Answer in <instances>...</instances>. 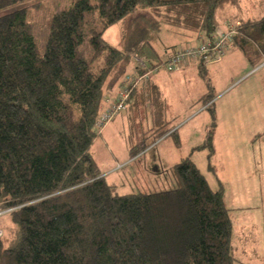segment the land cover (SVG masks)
Instances as JSON below:
<instances>
[{
	"label": "trees",
	"instance_id": "1",
	"mask_svg": "<svg viewBox=\"0 0 264 264\" xmlns=\"http://www.w3.org/2000/svg\"><path fill=\"white\" fill-rule=\"evenodd\" d=\"M29 1L0 0V216L7 218L0 222V264H235L224 185L217 179L213 190L189 156L171 166L168 190L118 195L117 185L105 181L91 147L99 116L114 102L101 111L106 81L123 54L103 33L136 10L150 11L197 44L238 22L219 61L239 49L256 68L264 61V16L221 19L234 0H76L52 16L40 53L25 22ZM202 61L192 62L207 87L198 105L212 123L192 154L206 150L212 171L215 95ZM164 63L137 65L139 81L117 116L139 85L146 88L149 77L140 76ZM143 93L132 109L149 103L163 129V103L154 90ZM163 137L180 145L174 125L154 141ZM147 147L141 143L129 156Z\"/></svg>",
	"mask_w": 264,
	"mask_h": 264
},
{
	"label": "rangeland",
	"instance_id": "2",
	"mask_svg": "<svg viewBox=\"0 0 264 264\" xmlns=\"http://www.w3.org/2000/svg\"><path fill=\"white\" fill-rule=\"evenodd\" d=\"M75 1L31 0L26 3L29 8L25 22L35 47L40 53L44 49L52 16L69 8ZM89 1L91 3L96 2V0ZM225 11V15H222L221 19L238 20L241 23L243 20L246 22L254 21L264 16V0H234L225 7ZM149 12L148 10H139L131 17H127L105 30L106 33L103 35L105 41H108L110 44L107 43L110 46L123 54L118 68H121L120 70L124 73L131 69L133 61L136 66L146 64L150 67L158 64L161 60H164L165 53L172 49L170 46L171 37L168 36L171 32L166 30V28L171 30L172 27L163 25L158 19L152 17ZM85 46L87 45L84 43L81 48ZM153 72H157V70H153ZM205 74L217 86L216 92L224 85H230L232 81H234L232 85L237 86L241 80L249 77L245 69L236 64L232 66L214 65ZM131 76L132 74L128 75V77ZM186 76L188 77L187 89H189L187 96L193 95V97H196L201 93L202 78L193 73ZM197 78L201 82L198 81V87ZM216 92L214 95H216ZM184 97L185 94L179 95L173 91L168 93L167 103L164 107L165 117L167 118L163 120V123H167L163 129L175 126L180 120L179 117L174 118V116L179 115L184 110L193 111L196 114L200 113L201 106L198 105L193 108L188 99L185 100ZM191 98L192 96L189 97V99ZM214 99H216V96ZM152 115L154 114L150 111L149 103L145 102L143 107H140L136 112L134 110L129 111L124 114V118L120 121L116 119L110 125L111 129L108 133L105 134L104 131L101 135H98L91 147L93 158L103 173L105 181L108 184L117 185L118 195L137 192L152 193L170 189L172 187L169 173L170 165L180 162L189 153L190 145L188 143L184 141L182 147L177 149L170 137L157 146L165 137L154 141L155 135L163 129L157 130L161 123L156 124ZM203 118L204 114L197 115L187 127L191 132L193 131L191 140L200 141V144L203 143L206 137L202 138L200 136L201 129L199 125ZM141 143L147 144V150L143 154L131 158L128 155L129 149L137 147ZM147 151L148 153H146ZM231 153L235 154L236 152ZM240 153L238 152V154ZM200 169L201 173H204L209 179L210 187L215 188L216 183L207 174L205 168ZM247 169L251 170V168ZM261 171H264V169L262 168ZM232 178H236V174L233 173ZM231 185L233 191L225 198V204L229 209H233L230 212V217L233 228L232 247L234 248L235 264H264V223L255 222L252 212L242 211L243 208L253 207L255 201L260 206L264 217V175L253 184L248 183L249 186L255 185V187H258L254 199L251 196L252 193H249L248 197L239 196L242 193H236V187L241 186L239 183L232 182ZM6 220L5 215L0 216V222Z\"/></svg>",
	"mask_w": 264,
	"mask_h": 264
},
{
	"label": "crops",
	"instance_id": "3",
	"mask_svg": "<svg viewBox=\"0 0 264 264\" xmlns=\"http://www.w3.org/2000/svg\"><path fill=\"white\" fill-rule=\"evenodd\" d=\"M137 11L139 10H136L128 17H131ZM149 13L152 15V17H154L151 12ZM166 30L171 32L168 34V36L171 37L170 46L172 49L169 52L165 51L166 56L164 57V60H161V62L166 61L175 48L189 44H197V39L193 36L174 32L168 28H166ZM105 33L106 31L103 33V35ZM218 64L229 66L236 64L241 66L245 69V72L247 75H249V77L241 80L237 86L232 85L234 82L232 81L230 85H224V87L218 89L217 92L215 91L217 86H215V84L211 82L210 78H208L213 90V94L216 92V99H214L213 104L215 112L213 145L215 152L210 159L212 171H210L208 166L206 150L196 151L192 154V149L201 144L199 143L200 141L191 140L193 131L191 132L189 128H187L193 118H195L197 115L204 114L203 121L199 125L201 129L200 136L204 138L207 134L208 128L212 123L211 116L207 110L201 108L200 113L198 114L194 113L193 111L188 112L184 110L183 112H180L179 115L174 116V118L179 117L180 120L174 126L175 129H177L180 145L177 147L174 142L173 145L177 149L182 147L184 141L190 145V149L188 151L189 153L186 157L189 156L191 158L192 162L200 172V168H205V170L208 172L207 174H209L216 183L215 188L211 187L213 190L217 188L218 179L224 185V197L226 198L233 191L231 183H239L241 186L236 187V193H242L239 196L244 197H248L250 195L249 193H252L251 196L254 199L256 197L258 187H255V185L249 186L248 183L253 184L254 182L258 181V178L264 175V171H261L262 168L264 169V61L256 68H252L246 57L239 49H232L221 61L206 66L205 72L209 71V68L212 66ZM120 69L121 68L117 67L115 70L117 72L112 73L106 81L105 100L107 101L105 102L104 100L101 111L105 110L108 104L116 99L119 91L122 90V82L124 78L131 74L134 75L137 70V66L133 61V65L128 72L126 71V73H124V71L122 72ZM189 73H193L200 77L199 68L196 63L189 62L179 72H169L168 70H165V68H159L157 69V72L151 73L146 83V88L142 89L143 83L139 85L140 87L137 86L138 89L131 95L128 109L125 112L120 113V115H118L113 121L104 126L100 131V135L104 131L105 134H107L109 129H111L110 125L116 119L120 121L122 118H124L125 113L134 110L132 108H135L136 105L143 102V91H145L149 97L150 92H153L154 90L158 94L159 100L163 103L164 107L165 103H167L166 100L170 91H173L179 95L185 94L184 99H188V102L191 104V106H193V108L198 106V100L207 93V87L205 81L201 79V93L196 97L189 95V97L192 96V98L189 99L187 96L189 90L187 89L188 77L186 76ZM198 81L200 82V80L197 78V87L199 86ZM232 94L234 95L232 96ZM150 111H152V108H150ZM165 113L166 112L164 111L162 115V121L164 119L166 120L167 118L165 117ZM166 123L167 122L164 124ZM182 129L184 130L182 131ZM166 139L168 138L162 139V141H160L157 146L161 145ZM231 152L236 153L232 154ZM238 152L241 153L238 154ZM146 153H148V151ZM176 163L171 164L169 170L171 166ZM247 168H251V170ZM255 168L257 169L255 170ZM233 173L234 175L236 174V178L231 179ZM202 174L205 176L204 173ZM205 178L210 186L209 179L206 176ZM242 211H248L249 213L252 212L254 214L255 222L258 221L264 223L262 210L260 206L255 203V201L253 207L243 208Z\"/></svg>",
	"mask_w": 264,
	"mask_h": 264
},
{
	"label": "built area",
	"instance_id": "4",
	"mask_svg": "<svg viewBox=\"0 0 264 264\" xmlns=\"http://www.w3.org/2000/svg\"><path fill=\"white\" fill-rule=\"evenodd\" d=\"M239 29L240 23H230L225 30L214 33V35L208 39L205 38L200 44L186 45L177 48V50L167 58L164 67L171 72H178L184 68L188 62H197L203 59V64L208 65L219 61L223 55L231 49V39L238 33ZM146 67V64L138 65L139 69H146ZM146 71L147 72L140 76L141 78L147 79L153 72V70L149 69ZM138 81L139 78H135L133 75L131 77H125L124 88L119 92L113 104L99 116L97 120L99 129H103L114 116L126 108V102L130 93L128 88H134Z\"/></svg>",
	"mask_w": 264,
	"mask_h": 264
}]
</instances>
